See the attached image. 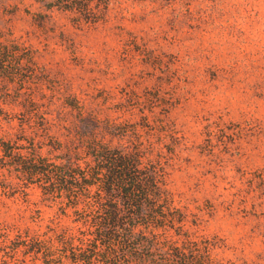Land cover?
Returning <instances> with one entry per match:
<instances>
[{"label": "rangeland", "instance_id": "rangeland-1", "mask_svg": "<svg viewBox=\"0 0 264 264\" xmlns=\"http://www.w3.org/2000/svg\"><path fill=\"white\" fill-rule=\"evenodd\" d=\"M0 264H264V0H0Z\"/></svg>", "mask_w": 264, "mask_h": 264}]
</instances>
